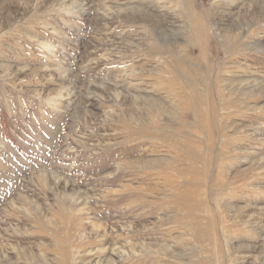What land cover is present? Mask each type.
<instances>
[{
  "label": "rangeland",
  "instance_id": "rangeland-1",
  "mask_svg": "<svg viewBox=\"0 0 264 264\" xmlns=\"http://www.w3.org/2000/svg\"><path fill=\"white\" fill-rule=\"evenodd\" d=\"M0 264H264V0H0Z\"/></svg>",
  "mask_w": 264,
  "mask_h": 264
},
{
  "label": "bare ground",
  "instance_id": "bare-ground-1",
  "mask_svg": "<svg viewBox=\"0 0 264 264\" xmlns=\"http://www.w3.org/2000/svg\"><path fill=\"white\" fill-rule=\"evenodd\" d=\"M197 29L200 30V28H197ZM197 29H196V30H197ZM201 30H202V28H201ZM199 34H200V33H199ZM199 34H198V38L202 39V37H203V36L201 37L202 34H201V35H199ZM193 37H194V36H193ZM195 37H196V36H195ZM224 37H225V36H224ZM197 41H198V40H197ZM200 43H201V42H200ZM201 51H203V49H201ZM183 53H184V55H187V54H188V52H186V51H183ZM191 68H192V67H191ZM185 71H186V70H185ZM187 76H188V75H187ZM185 78H186V77H185ZM69 195H71V194H69ZM73 196H74V195H73ZM73 196H70V197H73ZM74 197H75V196H74ZM77 197H78V196H77ZM73 199H74V198H73ZM74 202H75V201H74Z\"/></svg>",
  "mask_w": 264,
  "mask_h": 264
}]
</instances>
